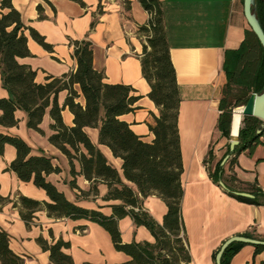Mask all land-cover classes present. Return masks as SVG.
Here are the masks:
<instances>
[{
  "label": "crops",
  "instance_id": "0c3cea01",
  "mask_svg": "<svg viewBox=\"0 0 264 264\" xmlns=\"http://www.w3.org/2000/svg\"><path fill=\"white\" fill-rule=\"evenodd\" d=\"M129 1L130 10L125 9L123 0H83L84 6L74 0H12L27 28L24 34L31 53L30 57L19 62L30 66L36 72L35 81L43 84L48 77L57 78L75 72L78 64L73 56V42L89 40L93 45L94 68L104 73L105 81L112 85L131 86L137 95L142 96L136 104L139 108L121 119L143 141L151 143L155 136L149 126L159 116V108L149 98L151 88L143 77V39L138 33V26L147 23L150 16L139 0ZM159 1L164 11L170 56L181 98L178 131L183 163L182 215L190 264H216L214 257L227 239L247 232L264 238V205L241 202L230 196L211 180L204 163L211 150L212 167L228 151L230 140L218 130L220 103L228 82L224 70L225 53L239 49L251 29L244 16V0ZM39 5L43 8L44 18H40ZM30 29L43 36L51 49L38 43ZM74 89L81 95L78 84ZM67 96V90L60 92L58 104L63 108L64 124L73 127L74 115L65 107ZM9 97L0 72V99ZM79 101L85 105L82 96ZM50 109L46 110L40 124L43 134L28 128L27 114L22 110L15 112L18 125H0V134L24 140L31 148L32 156L51 158L60 172L49 174L46 180L70 202L111 215V206L121 202L105 200L107 185L100 181L97 183L98 195L89 194L93 183L82 175L79 162L74 161L76 174L73 175L69 159L50 143L53 134ZM85 132L123 178L121 159L115 158L107 146L99 144V129L87 127ZM261 134L260 140L264 142V131ZM16 158V148L6 145L4 154L0 155V194L13 201L22 195L49 202L43 189L33 182L20 180L9 170ZM231 158L229 156L223 165L226 178L234 176L239 187L257 186L264 191V143L256 145L252 152L247 150L238 155L230 166ZM73 181L78 189L71 187ZM144 207L159 224L163 223L167 206L160 198L156 195L146 198ZM0 227L9 234L10 249L24 258L25 264H53L50 252L44 251L38 242L41 237L50 244L59 239L69 242L70 248L64 252L72 257L74 264H122L131 260L115 249L110 234L103 227L85 219H55L41 210L35 213L34 222L28 227L19 209L11 202L0 206ZM119 229L125 243H155L150 231L137 226L130 217L119 221ZM263 262L264 251L256 255L255 245L245 243L230 264Z\"/></svg>",
  "mask_w": 264,
  "mask_h": 264
},
{
  "label": "trees",
  "instance_id": "16d2710c",
  "mask_svg": "<svg viewBox=\"0 0 264 264\" xmlns=\"http://www.w3.org/2000/svg\"><path fill=\"white\" fill-rule=\"evenodd\" d=\"M74 1L81 6L85 5L83 0ZM139 1L150 16L147 23L138 26V33L143 39L142 73L151 88L149 98L159 108V116L149 126L155 136L151 143L143 141L121 119V116L139 108L136 104L142 96L137 95L131 86L112 85L105 81L104 73L94 68L93 45L89 40L73 42V56L78 64L75 72L57 78L48 77L45 83H37L36 72L30 66L19 62L20 59L31 56L28 39L24 34L27 28L20 13L13 7L12 0H1L0 72L3 87L10 97L0 99V125L17 126L19 121L15 112L22 110L27 114L28 128L43 134L40 124L46 110L51 107L53 134L49 141L69 159L72 174H76V160L81 165L82 175L93 183L89 194L98 195L97 183L103 181L108 187L105 200L121 203L112 205V214L105 215L99 209L89 210L70 202L55 185L46 180L49 174L60 172L51 158L45 155L32 156L31 148L24 140L0 134V155L4 154L6 145H12L17 150V158L11 163L9 170L15 172L20 180L33 182L35 186L43 189L50 199L49 202H41L18 195L16 201H13L0 194V206L12 202L28 227L33 224L35 213L41 210L55 219H85L97 223L110 234L115 249L131 258L122 264H190L189 243L182 215L184 190L181 182L183 163L178 131L181 102L179 87L171 61L162 3L159 0ZM123 3L125 9L130 10V1L123 0ZM256 3L255 12L264 30V0H257ZM38 11L40 18H44L42 6H38ZM30 32L38 43L51 49V45L37 31L30 29ZM224 70L228 82L220 103L218 130L223 137L229 139L233 106L228 95L232 88L236 87L246 93L243 102H238L235 106H245L251 94L264 92V51L252 31L247 32V38L239 49L225 53ZM76 84L80 86L81 95L74 89ZM65 90L68 91L65 107L74 115L73 127L64 124L63 108L58 104V94ZM81 96L85 101L84 106L79 101ZM244 123L245 128L240 129V144L234 152H230L228 148L225 156L212 167L211 150L204 163L211 180L215 184L223 182L230 196L241 202L261 206L264 205V191L257 186L239 187L234 176L226 178L222 165L226 156L232 157L229 161L231 166L238 155L247 150L252 152L256 145L264 143L260 140L263 134H257L262 121L246 117ZM87 127L99 129V144L107 146L115 158L121 159L124 179L91 141L85 132ZM71 187L78 189L75 181L71 182ZM235 191L249 192L254 195V199L234 196L232 193ZM152 195H157L167 206L162 224L144 207L145 199ZM126 217H130L137 226L147 228L155 238V243L123 242L119 221ZM243 236L264 241V238L252 232ZM9 241V234L0 227L1 264H25L24 258L10 249ZM38 242L44 251L50 252L53 264H74L72 257L64 252L70 248L69 242L59 239L50 244L42 237ZM243 245L234 243L229 246L221 263L230 264ZM263 251L264 246L255 245L256 255Z\"/></svg>",
  "mask_w": 264,
  "mask_h": 264
},
{
  "label": "water",
  "instance_id": "95a60500",
  "mask_svg": "<svg viewBox=\"0 0 264 264\" xmlns=\"http://www.w3.org/2000/svg\"><path fill=\"white\" fill-rule=\"evenodd\" d=\"M256 2L257 0H244V16L247 20V23L251 31L257 37L264 51V30L255 12L256 5H257ZM242 115L244 118L254 117L264 122V92H262L261 94H258V93L251 94L247 104L243 107ZM233 125H234V114L232 115V120H231V125H230V137H229L230 152H234L235 148L240 144V131L236 136H234L233 135ZM263 131H264V128L262 127L260 130H258L257 134H261ZM228 159H229V155L225 157V159L222 162V165H224ZM219 186L223 188V190H225L227 193H229V191L226 189L223 182H219ZM232 194L237 197L254 199V195H252L249 192L235 191ZM234 243H243V244L246 243V244H252L256 246H259V245L264 246V241L254 240V239H250L244 236H233L227 239L223 243L219 251L217 252L216 257H215L216 264H222L221 260H222V257L225 251L227 250L229 246H231Z\"/></svg>",
  "mask_w": 264,
  "mask_h": 264
},
{
  "label": "rangeland",
  "instance_id": "374dc122",
  "mask_svg": "<svg viewBox=\"0 0 264 264\" xmlns=\"http://www.w3.org/2000/svg\"><path fill=\"white\" fill-rule=\"evenodd\" d=\"M246 97V93L236 87L232 88L230 94L228 95L229 101L232 103V113H234V110L237 109L238 107H244V105L241 106H235L236 103L238 102H243L244 98ZM264 125V122L262 121V126ZM241 128H245V123H244V117H242L241 121ZM230 140V139H228ZM230 142V141H229ZM157 196V195H156ZM150 197V196H149ZM158 197V196H157ZM159 198V197H158ZM161 199V198H160ZM147 210V209H146ZM175 247H178L177 244L174 243Z\"/></svg>",
  "mask_w": 264,
  "mask_h": 264
},
{
  "label": "bare ground",
  "instance_id": "6f19581e",
  "mask_svg": "<svg viewBox=\"0 0 264 264\" xmlns=\"http://www.w3.org/2000/svg\"><path fill=\"white\" fill-rule=\"evenodd\" d=\"M242 111L243 107H239L234 110V125H233V135L236 136L241 129V121H242Z\"/></svg>",
  "mask_w": 264,
  "mask_h": 264
}]
</instances>
